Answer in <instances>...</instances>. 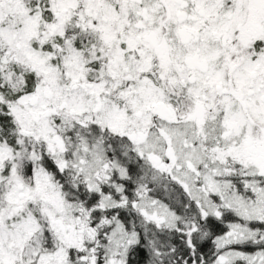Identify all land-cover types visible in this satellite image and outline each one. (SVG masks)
<instances>
[{"label":"snow or ice","instance_id":"snow-or-ice-1","mask_svg":"<svg viewBox=\"0 0 264 264\" xmlns=\"http://www.w3.org/2000/svg\"><path fill=\"white\" fill-rule=\"evenodd\" d=\"M0 264H264V0H0Z\"/></svg>","mask_w":264,"mask_h":264}]
</instances>
